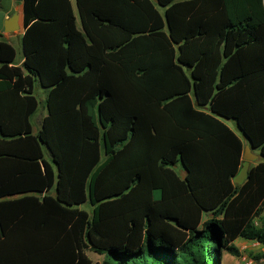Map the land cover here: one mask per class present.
Instances as JSON below:
<instances>
[{
    "label": "trees",
    "instance_id": "1",
    "mask_svg": "<svg viewBox=\"0 0 264 264\" xmlns=\"http://www.w3.org/2000/svg\"><path fill=\"white\" fill-rule=\"evenodd\" d=\"M22 27L19 61L0 40V264L264 245L263 0H22Z\"/></svg>",
    "mask_w": 264,
    "mask_h": 264
},
{
    "label": "rangeland",
    "instance_id": "2",
    "mask_svg": "<svg viewBox=\"0 0 264 264\" xmlns=\"http://www.w3.org/2000/svg\"><path fill=\"white\" fill-rule=\"evenodd\" d=\"M0 40L8 42L7 39H4V38H0ZM12 45H13V47L16 50V54H17L16 55V61H19L20 58H21L20 46L17 44L16 41H14V43ZM36 95H37L38 100H39V106H38L37 111L34 113V115L32 117L34 131H37L40 128L42 119L44 118V115H46V105H45L46 90L41 88V87H38L36 89ZM225 122L229 126L234 125L233 121L225 120ZM236 132H237V134L240 135L238 130H236ZM176 170L182 176L183 172L180 169V167H177ZM156 196H158V194H156ZM263 214H264V212H263ZM258 222H262L264 224V220H262V217H261V219ZM250 242L251 241H246V240H237V241H235V243L233 245L237 249V254L229 253V252H226V251L223 252L222 259H221V264H237L241 256H248L250 258H253L256 255L263 253L262 246L259 247V248L258 247H253ZM86 255L93 262L100 263L102 261V256H99V255H97V254H95L93 252H90L89 250L86 251ZM259 260H255V264H260Z\"/></svg>",
    "mask_w": 264,
    "mask_h": 264
},
{
    "label": "crops",
    "instance_id": "3",
    "mask_svg": "<svg viewBox=\"0 0 264 264\" xmlns=\"http://www.w3.org/2000/svg\"><path fill=\"white\" fill-rule=\"evenodd\" d=\"M13 14L18 15L19 28L13 32H5L4 31L5 22ZM23 32H24V29L22 27V2H18L16 0H0V35H1V38L7 39L8 43H10V44H13L14 41H16L17 44L20 46V40H21V37L23 35ZM20 50H21V47H20ZM229 127L234 132H236L237 129H236L235 125H232ZM262 220H264V214H262Z\"/></svg>",
    "mask_w": 264,
    "mask_h": 264
},
{
    "label": "water",
    "instance_id": "4",
    "mask_svg": "<svg viewBox=\"0 0 264 264\" xmlns=\"http://www.w3.org/2000/svg\"><path fill=\"white\" fill-rule=\"evenodd\" d=\"M18 2H22V0H16ZM19 28L18 25V15L13 14L6 22L4 31L5 32H13ZM237 125V124H236ZM242 138L245 140V147L243 152V162L238 174L233 178V182L237 185L242 184L248 176V170L252 163H254L258 159V155L253 153V149L251 143L246 138V136L241 132Z\"/></svg>",
    "mask_w": 264,
    "mask_h": 264
},
{
    "label": "built area",
    "instance_id": "5",
    "mask_svg": "<svg viewBox=\"0 0 264 264\" xmlns=\"http://www.w3.org/2000/svg\"><path fill=\"white\" fill-rule=\"evenodd\" d=\"M255 225H258L257 221H255ZM250 243L253 247L259 248L262 246V248H263L262 250L264 252V245H262L258 241H251ZM259 263L264 264V258H261L259 260ZM237 264H255V260L253 258L248 257V256H241Z\"/></svg>",
    "mask_w": 264,
    "mask_h": 264
}]
</instances>
